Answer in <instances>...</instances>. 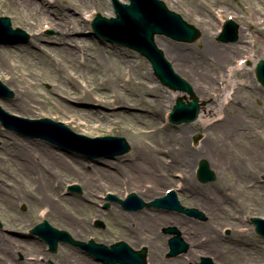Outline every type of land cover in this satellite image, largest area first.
Wrapping results in <instances>:
<instances>
[{"label":"rangeland","instance_id":"1","mask_svg":"<svg viewBox=\"0 0 264 264\" xmlns=\"http://www.w3.org/2000/svg\"><path fill=\"white\" fill-rule=\"evenodd\" d=\"M69 1L72 4L70 5L72 7V12L68 14L69 18H73V16H76L78 19L84 21L80 34L73 37L78 38L79 42L80 40H83L85 42V45L87 46L84 47L82 46L83 44L79 43V46L76 49V53L78 52V54H80V62H77V67H69V65L65 61L64 53H62L61 51V45H59V43H57L56 41L54 42V38L59 36L60 32L58 30L56 31L53 29H49L45 25L42 27V32L45 40L38 43L40 48L37 50L26 48V45L28 43L35 41L33 38L35 30L25 25L22 22L21 17H18L19 13L9 10L4 5V0H0V17H8L14 30L20 29L27 35V39L21 38V36H19L18 38L7 39L0 44V48L4 47L6 51H12L11 54L9 53V60L7 59L6 61V59H4L2 55L0 57V82L4 86H6L13 94V96L11 97H0L1 109L11 115H15L24 119L47 118L55 122H61L71 131L90 139L109 136L122 137L129 145V150L126 152L127 154H130L131 149L134 150L135 147L139 145V143L143 144V142L151 146H157L159 143L160 145H163V141H165V146L173 147V145L177 143L176 141H173L172 138H168L161 133L158 134L156 131V128H158L159 125L165 126L167 124H170L168 115L175 106L177 100L174 99L175 93L173 92V90L165 87L161 83V81L156 78V76L153 74L150 63L139 53L130 50L129 48H126L122 45L108 42L107 40L99 38L93 33L91 23L97 14L109 18V16L105 14V10L102 4L107 5L108 9H110L114 13V18L116 17L112 1L93 0L94 7H92L90 3L85 4L84 1L68 0L67 2ZM161 1H163V3L170 11L179 14L187 23L199 29L200 37L198 38V41H195L193 43L177 42L170 37L162 35L155 37L156 39L173 48L175 52L179 54V56H186L190 63L192 62L195 67H199V69H201L200 71L204 72L205 76L207 75L210 79H213L215 81L216 87L218 82L219 88L221 89L223 94L225 92V79L222 77V75L225 74L230 76L232 73H230L229 70L234 67H240L242 68V71L238 73L236 72L234 74L233 83L251 81L252 84H258V90L249 93V89H244L239 95L238 99L244 100V103H246L248 107V124H254L255 130L259 134L258 136L264 140V87H262V85L256 79V65L260 60H264V40L259 38L260 36L258 35V32L250 33L247 30L248 27H250L251 30H254V24L256 23V21H258V19L262 20L261 27L262 29H264V0ZM62 2H64V0H57L56 5H61ZM210 12L212 15H210ZM216 13H220L216 17V24L217 26L221 25V28L219 30H215L214 28L210 31L212 35L216 34V36H214V38L209 43H207V47H204L203 41L205 39L204 33L206 27L203 24V19H209L210 16L215 21V15H217ZM89 15L92 16L90 20L84 19ZM218 18L220 19V22L218 21ZM229 19L237 24L238 28L242 27L249 39L247 40V43L244 44V51H239L238 53L231 54L229 59L221 58L218 61V58L216 59L211 57L212 55L210 49H213L215 46L218 47L223 45L224 47H232L236 44H240L239 39H237V41L228 43H221L217 41V38L223 28V24ZM14 46H18L19 49H14ZM88 49L90 55L97 54L100 57L101 67L99 71H94V69L92 70L93 66L90 64L89 59L87 58V56L83 55V53H86ZM160 49L161 51L163 50L162 48ZM207 49L209 50L207 57L202 58L201 52L203 50L205 52ZM118 50L123 53V56H127V58L125 59L127 61H130V64H122L118 61L116 56L119 55V53L117 52ZM6 51L4 52L3 50L2 53H8ZM251 56V61H248V57ZM244 59L246 61H244V63L240 65L239 61H243ZM255 59H258L256 63H254ZM228 60L230 61L227 62ZM128 72L133 78L132 85H129L127 87L124 86V83L107 85L106 82H109L110 77L114 78V74H117L118 78L122 79L121 74ZM138 72L146 73V76H148L149 78L150 85L156 86L160 93H164L165 97L160 105H156L154 107L136 105L131 109L135 114V116L132 117L128 116L127 113L122 112L121 107L120 109H118V106L116 104L112 105L113 103L111 104V101L113 100L112 98L116 97L117 102L131 103L129 102V95L132 91H136L135 85H137V82L139 81V78L136 75ZM16 73L18 75L33 74L32 83L38 84V87H35V92L39 94V97L36 98L37 100H32V98H30L29 96L30 94H25L23 99L21 98V95H23V93L21 92L22 85L20 79L17 78ZM66 79H69L71 83L77 84V89L79 91L87 92L91 97L89 99H86L81 97V94H79L78 96L72 95L67 97L62 92V90H66L67 92L73 91L71 90V85L66 82ZM104 85L107 86V90H104ZM223 94H221V96H223ZM190 96V94H185L178 97H181L183 99L187 98V100H190ZM15 98H19L20 101L26 100L31 107V111H20L14 109L11 103ZM95 98L99 99V101H96ZM74 99L80 100L76 101ZM184 101L186 102V100ZM199 103L201 104V113L204 114V107L208 104V101L199 100ZM84 109L91 112V119L84 120L80 117L78 111H73ZM14 110L16 112H14ZM155 111H157L160 115V118L157 122V127H153L151 123L148 122L149 118L152 117L153 112ZM235 114L236 113L234 112H229L228 117H233ZM222 115L226 116L225 113H223ZM213 117L214 116H211L210 119H212ZM184 124L186 123L177 125L171 123L170 129L174 131ZM150 129L153 130V132L148 134V131ZM192 130L193 131L192 135H190L189 143L193 148H197L202 141V133L204 129L201 126H197ZM140 132H144L146 134L143 133L140 135ZM197 135H199L200 138L197 142H195L194 137ZM4 138L10 140L14 138L24 139L13 131L5 130L4 128H2V125L0 123V181L2 179L9 180L7 185H4V183L3 185H0L3 186L5 192L11 193V195L14 196L15 201H17V204H14V207L8 209V205L3 202V196L0 192L1 233L9 237L12 236L21 239L33 238L30 234V231L39 223L47 221L52 227L67 232L75 241L88 242L90 240H93L95 243L108 246L121 241L125 242L136 251L141 250L145 247L147 249L148 264H153L157 260L154 252L156 246H162L167 249V251L164 252L161 256V258L166 262H172L175 260L184 261L186 259L185 256L188 250L186 252L179 253L176 256H170L168 241L171 238V235L166 234L164 231L165 229H176L179 232L181 239H183L184 241L182 232L178 230L177 227L169 225L160 228L158 232L164 239L161 238L156 243L153 240H148L145 243L140 239L136 240L134 239V237L128 236L127 232L125 231L126 228L118 225L117 220L114 218V216L109 214L112 206H114L113 204H110V207L107 209H105L103 206L106 202L101 205H93L92 200L105 201L107 193L115 194L118 199H121V195L124 192V198L122 199H125L127 195L130 194L126 193V190L128 188L132 189L133 183H131L132 185H130L126 179L122 180L120 183L107 182L105 188L100 187L101 189L99 188L97 190L99 196H96L97 193H93V195H90L88 193V189L85 188L86 180L82 175H80L83 172L90 171V169H88V167L86 166L85 169L80 168V164H76L78 163L76 160H79L81 162L85 160L84 163H89L91 168L93 167V164L95 165L97 162L95 163L93 161H90L81 155L80 157H78L76 154L65 153L63 150L54 148L45 141L30 139L32 141L49 146L51 150H53L57 155L61 156V158L65 161L67 160V162H69V164L75 168V170L66 169L63 166L59 165L57 162H54L50 158L44 156V160L47 161V167H42V171H39V169H37V173L35 172L34 175L32 174V177H34L33 181L31 180V178L29 179L25 175L20 173V168L22 167V165H19L15 160V157L12 155L13 148H11L10 145L3 144ZM175 147L177 148L178 145ZM170 154L164 152L160 153L158 157L169 162ZM132 155L134 158L137 156L136 152H133ZM105 160H108L110 164H112V166L110 167V171H116V167L114 166L118 164V157H116V159L111 158ZM191 166H193L192 162ZM175 169L177 170V172L173 173L170 176L171 182H169V184L166 186L159 185V188L164 191L163 195L167 193V190H174L177 194L179 203L185 208H192V206L188 205V203H192L190 200V193L181 191L177 187L180 185V182L177 181V179H181L179 178L180 172L183 173L184 171L180 166L175 167ZM48 171L52 176H54V180L51 184L52 188L54 186L56 195L54 196V199L44 201L43 195L37 194V191H35V189L36 187H38L37 177L40 175L45 176L46 174H48ZM213 172L215 173L214 170ZM263 175L264 172H262L258 176V185L256 186V188H258L255 192H252L251 190L242 191L241 188H237L238 191H232V194L234 193L232 197L235 200V203L232 204L230 209L228 211L222 212L223 214L221 213L219 217L214 216V218L210 219L209 226H211L208 230L212 231L214 238L216 237V235H219V241H221L219 242V246L217 247L222 251L221 255L218 256L216 254L210 253L208 254V256H201L196 263L188 264H197L201 261L202 257L212 258L211 260L213 262L215 261V263L222 264H264V238L255 233L254 226L251 224V218L253 217H260L264 219V191H261L259 189L260 185H264V181L262 180ZM219 177L220 176H218L217 179ZM196 179L198 182H200L197 178V174ZM175 182H178V184H175ZM226 182L227 181H223V184H226ZM233 182L234 181H228L227 184L230 183L229 186H231V183ZM71 184L79 185L80 193L69 192L68 186H70ZM202 184H206L205 186L210 189V191L213 190L212 186L214 187L216 185L215 181ZM168 187L170 188L166 190V188ZM24 191L25 193L29 192L33 195H37L40 199L38 200L29 196L25 198ZM133 192L138 195L137 191L134 190ZM103 193L105 194L103 195ZM58 196L60 197L59 201L57 199ZM23 199L26 200L23 201ZM140 199L142 200V198ZM153 200L154 199L143 201L145 203H148ZM50 203H56V205H58L59 207L66 209L71 216H76L79 219L89 218L90 221L88 220L87 224L92 228V230H89L87 232H78L68 226L60 225L59 221L54 219L52 216L50 217V215H43V212L47 210L43 209V207L51 206ZM115 204L122 212L125 211L120 204ZM143 209L150 210L151 208L144 207ZM151 210H154V212L161 211L155 209ZM100 211H103V215L101 218H97L96 216L100 215ZM175 214H180L182 216H185L186 218H190L181 213L175 212ZM233 215L235 217H233ZM14 218L19 219L21 225L14 227L15 224L12 223L13 220H15ZM194 220L200 223H206V219ZM99 221L101 225H97ZM30 222L31 224H29ZM127 225L128 224H125V226ZM215 229L217 231H215ZM228 229H233V231L228 232ZM235 230H238V232L240 233L242 232V234L248 235L249 241L256 243L260 248L262 247L261 249L263 250L260 252L261 254L258 255V257L254 256L251 258L250 256H243L242 254L228 251V249L234 248V245H232L234 244V241L238 242L242 241L243 239L246 240L248 238H240V233H237V235H235L236 237H232L231 235L235 232ZM35 239L40 240L37 237H35ZM66 248L70 249L71 251L72 249H74L75 251L79 252V254H85V256H88L79 248L65 243L59 244L57 246L56 252H51L48 251L47 245L43 242L41 250L29 252H25L22 250L23 254L21 253V255H19V259L27 260V262L30 263L38 260L40 264H60L62 261V259L58 260L60 249L63 250ZM91 259L94 264H103L101 262L95 261L93 258ZM8 264L11 263L9 262ZM156 264H158V261L156 262Z\"/></svg>","mask_w":264,"mask_h":264},{"label":"bare ground","instance_id":"2","mask_svg":"<svg viewBox=\"0 0 264 264\" xmlns=\"http://www.w3.org/2000/svg\"><path fill=\"white\" fill-rule=\"evenodd\" d=\"M67 1L68 0H64L61 5H56L57 0H4V5L9 10L19 13L18 17H21L22 22L35 30V34L33 36L35 41L28 43L26 48L36 50L40 48L38 43L45 40L42 32V27L45 25L49 29L58 30L60 32V35L54 38V42L56 41L59 45H61V51L64 53L65 61L69 67H77V62H80V54H78V52L76 53V49L78 48L79 43L83 44L82 46L84 47L87 46L83 40H80L79 42L78 38L73 37L80 34L84 21L78 19L76 16L69 18L68 14L72 12V7L70 6L72 4L70 1ZM78 1H84L85 4L90 3L91 6L94 7L93 0ZM119 1L121 3H127V0ZM102 6L104 7L105 14L109 16V18L114 17V13L108 9L107 5L102 4ZM216 14L215 21L210 16L209 19H203V24L206 27L204 33L205 39L203 41L204 47H207V43H209L214 36H216V34L212 35L210 31L214 28L215 30H219L221 28V25L217 26L216 24V17L220 13ZM210 15H212L211 12ZM91 18L92 16L89 15L84 19L90 20ZM218 21L220 22L219 18ZM261 25L262 20L258 19V21L254 24L255 29L251 30V28L248 27L247 30L250 33L258 32V35L260 36L259 38L264 40V29H262ZM237 39H239L240 44H236L232 47H224L223 45L218 47L215 46L213 49H210L212 55L211 57L216 59L218 58L219 61L221 58L229 59L231 54L244 51V44L247 43L249 38L242 27L238 28ZM154 41L159 50H161L160 48L164 50H162L164 58L171 65L173 71L181 79L188 83L193 95L198 99V102L199 100L208 101V104L204 107V114L201 113V107L199 106L198 119L192 123L184 124L174 131L170 129L171 122L165 126L159 125V127L156 128L157 133H161L168 138L170 137L177 143H175L173 147L165 146V141H163V145H160L159 143L157 146H151L144 142L143 144L139 143L134 150L131 149L130 154L125 153L118 156V164L114 166L116 167V171H110L112 164H110L108 160H101L95 165L93 164L92 168L88 162V164L84 163L85 160H83V162L76 160L78 162L76 164H80V168L82 169H85L86 167L90 169V171L80 174L86 180L85 188L88 189V193L90 195L97 193L96 196H99L97 190L100 187L105 188L107 182L120 183L122 180L126 179L130 185L133 183L132 189L128 188L126 193H135L133 192L135 190L142 200H152L163 196L164 191L159 188V185H168L169 182H171L170 176L177 172L175 167L180 166L184 172H180L179 178L181 179H177V181L180 182V185L177 187L181 191L190 193V200L192 203H188V205L192 206L193 209L201 213L203 215L202 219H206V223H200L192 218H186L180 214L176 215L174 211H168L165 209H161V211L159 210L160 212H154V210H151L153 208L150 210L138 209L132 212H122L113 202H109L114 205L112 206L109 214L114 216L118 225L126 228L125 231L128 236L134 237L136 240L140 239L145 243L148 240H153L156 243L163 238L158 232L160 228L169 225L177 227L178 230L182 232L184 241L189 247L185 256L186 259L184 261L175 260L172 262H166L161 258V256L167 251V249L162 246H156L154 250L157 258L156 262L158 261V264L196 263L201 256H208L210 253L218 256L221 255L222 251L217 247L221 241H219V235H216L214 238L212 231L208 230L211 226H209L210 219L214 218V216L219 217L222 212L228 211L232 204L235 203V200L232 197L234 194H232V191H238L237 188H241L242 191L251 190L252 192H255L258 188H256L258 185V176L264 172V140L258 136L259 134L256 132L254 124H248V107L246 103H244V100L238 99L244 89H249V93L258 90V84H252L251 81L233 83L234 74L242 71V68L234 67L229 70V72L233 75H222L225 79V92L223 94L219 88L218 82L216 87L215 81L210 79L207 75L205 76L204 72L200 71L201 69H199V67H195L192 62L190 63L186 56H179L173 48L167 46L155 37ZM14 49L19 48L18 46H14ZM3 50L4 52L6 51L4 47L0 48V57L2 55V57H4L7 61L9 53L11 54L12 51L2 53ZM117 52L119 53V55H116L119 62L122 64H130V61L125 59L127 56H123V53L119 50ZM208 52V49L205 52L203 50L201 52L202 58H206ZM83 55L87 56L89 59L90 64L93 66L92 70H100V57L97 54L90 55L88 49V51L83 53ZM248 59V61H251L252 56L248 57ZM229 61L230 60L227 62ZM257 61L258 59H255L254 63ZM16 75L17 78L20 79L22 85L21 92L23 95H21V98L23 99L25 94H30L29 96L32 100H37L36 98L39 97V94L35 92V87H38V84L32 83L33 74L18 75L16 73ZM136 75L138 76L139 81L137 82V85H135L136 91H132L129 95V102L131 103L122 101V103L117 102L116 97L112 98L113 100L111 101V104L113 103L112 105L116 104L118 109L121 107L122 112L127 113L128 116L132 117H134L135 114L131 109L136 105L154 107L156 105H160L165 97L164 93H160L156 86L150 85L149 78L146 76V73L138 72ZM121 77L122 79L118 78L117 74H114V78L110 77L109 82L106 83L107 85L124 83L125 87L133 84V78L129 72L121 74ZM66 82L71 85V90L73 91L67 92L66 90H62L67 97L72 95L78 96L79 94L82 95L81 97L86 99L91 97L87 92L79 91L77 89V84L71 83L69 79H66ZM104 90H107L106 85H104ZM173 92L175 93L174 99H183L178 96L187 94L185 91H181L179 89L175 91L173 90ZM221 94H223V96H221ZM192 98L193 96L191 95L190 100H187V98L185 100L186 102H190ZM74 100L79 101L80 99ZM95 100L99 101V99L96 98ZM11 105L14 109L20 111H31V107L26 100L20 101L19 98H15L12 100ZM73 111H78L80 117L84 120L91 119L90 111L85 109ZM14 112L16 111L14 110ZM229 112H234L236 114L233 117H228ZM223 113H225L226 116L222 115ZM211 116L214 117L210 119ZM159 118L160 115L157 111H155L153 112L152 117L149 118L148 122L151 123L153 127H157ZM197 126L203 127V137L202 141L200 140L201 142L199 147L193 148L190 146L189 139L190 135H192V129ZM151 129L148 131V134L153 132ZM143 133L144 132H140V135ZM199 138L200 137H198V140ZM3 144L10 145V147L13 148L12 155L15 157L18 164L22 165L20 173L29 179L31 178L33 181L34 177H32V174L34 175L35 172L37 173V169L42 171V167H47V161L44 160V156L50 158L54 162H57L66 169L75 170V168L72 167L67 160L65 161L62 159L61 156L57 155L49 146L45 144H41L30 139L20 138H14L11 140L4 138ZM177 145L178 147L176 148L175 146ZM133 152H136L137 156L135 158L132 155ZM164 152L169 154L171 152L169 162L158 157L160 153ZM77 156L80 157V155ZM201 161H205L212 172L213 170L215 171V173H213L216 176L214 180L216 185L214 187L212 186L213 190L211 191L205 186L206 184L204 185L196 179L198 164H200ZM191 162L193 163V166H191ZM47 173L48 174L45 176L40 175L37 177L38 187L35 189L37 194L43 195L44 201L49 199L52 200L56 195L54 186L52 188L51 184L54 180V176H52L49 171ZM218 176L220 177L217 179ZM223 181L234 182L231 183V186H229L230 183L227 184L226 182V184H223ZM8 182V179H2L0 184L3 185L4 183V185H7ZM175 184H178V182H175ZM169 188L170 187L166 188V190ZM259 189L264 191V185H260ZM0 192L3 196V202L8 205V209L14 207V204H17L14 196L9 192H5L3 186L1 185ZM24 194L25 198L29 196L38 200L40 199L37 195H33L29 192L25 193L24 191ZM104 194L105 193H103V195ZM122 198H124V192L121 195V200H123ZM57 199L59 201L60 197L58 196ZM24 200L26 199H23V201ZM92 201L93 205H101L106 202L104 200ZM43 209H47L43 212V215L52 216L54 219L58 220L62 226H68L78 232H87L92 230V228L87 224V221H90L89 218L79 219L76 216H71L66 209L59 207L56 203H52L51 206L43 207ZM102 215L103 211H100V215H97L96 217L101 218ZM233 217L235 216L233 215ZM196 219L198 220V218ZM123 222L128 225L125 226ZM12 223L15 224L14 227L21 225L19 219L13 220ZM29 224H31V222ZM215 231L217 230L215 229ZM229 231H233V229ZM235 232L231 235L232 237H236L235 235L240 233L238 230H235ZM240 234L241 235L238 234L240 238L248 237L246 239L247 241L244 239L238 242L234 241V244H232L234 245V248L228 249V251H233V253L242 254L243 256H250L251 258L254 256L258 257V255L261 254L260 252L263 250L261 249L262 247L260 248L256 243L249 241L248 235L242 234V232ZM42 243L43 241L35 238L21 239L12 236L9 237L0 232V264H8L9 262L11 264H40L38 260L32 263L27 262V260H21L19 259V255H21L22 250L25 252L41 250ZM91 258L92 257L90 256H85V254H79V252L74 249L71 251L67 248L63 250L60 249L58 255V260L62 259L60 264H94ZM156 262L153 264H156ZM146 263L148 264L147 259ZM212 264L222 263H215V261H212Z\"/></svg>","mask_w":264,"mask_h":264},{"label":"water","instance_id":"3","mask_svg":"<svg viewBox=\"0 0 264 264\" xmlns=\"http://www.w3.org/2000/svg\"><path fill=\"white\" fill-rule=\"evenodd\" d=\"M112 2L117 18L107 19L97 15L92 23L94 33L111 43L139 52L149 60L155 76L164 86L172 90L179 89L192 95L193 100L188 104H185L181 99L177 100L171 114V122L180 124L195 121L199 114L198 100L193 95L188 83L181 79L166 61L162 51L157 48L154 37L164 35L177 42L193 43L200 37V32L194 26L186 23L178 14L169 11L162 1L129 0V5L122 4L118 0H112ZM237 29L235 24L228 23L219 41L224 43L236 41ZM13 35L26 37V34L20 29H12L9 18H0V43L3 39ZM257 79L264 86V60L260 61L257 66ZM11 96H13L11 91L0 82V97ZM0 118L6 128L21 135L40 138L61 147H67L73 143L72 148H76L88 156L114 157L125 154L129 150L125 139L112 137L88 139L71 132L62 123H54L49 119L38 121L21 119L7 115L1 109ZM197 140L198 136L195 137V141ZM198 179L203 183L215 179V174L209 169L205 161H201L199 165ZM71 190L80 192L78 186L72 187ZM110 199L120 203L126 210L155 207L177 211L199 219L203 218V215L195 209H184L178 202L175 192H170L167 197L156 199L147 204L134 193H131L126 201H121L115 196H110ZM254 222L257 224V232L264 237V220L255 219ZM98 224L101 225V223ZM164 232L175 235L169 240L170 256L173 257L188 250V245L181 239L176 229H165ZM32 234H37L43 238L53 252L57 251L58 243L63 242L80 247L97 261L107 264H147L146 249L135 251L123 242L107 247L102 244H95L93 241L89 244L74 241L68 233L54 229L47 222L38 225ZM199 264H212V262L209 258H202Z\"/></svg>","mask_w":264,"mask_h":264}]
</instances>
